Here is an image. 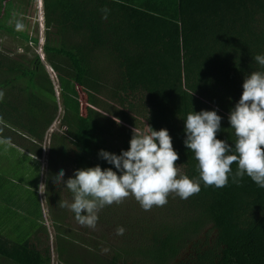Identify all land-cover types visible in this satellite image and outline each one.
<instances>
[{
  "label": "trees",
  "instance_id": "obj_1",
  "mask_svg": "<svg viewBox=\"0 0 264 264\" xmlns=\"http://www.w3.org/2000/svg\"><path fill=\"white\" fill-rule=\"evenodd\" d=\"M10 2L0 0V23L15 15ZM43 13L42 48L55 71L63 127L50 133L49 203L62 205L59 188L71 201L63 183L54 181L56 166L67 162L64 180L96 165L116 171L98 152L127 150L134 128L167 129L179 156L174 164L191 179L199 172L183 143L189 112L216 110L222 117L216 138L234 144L229 112L244 77L264 72L252 60L264 54V0H43ZM4 31L18 30L8 23ZM21 35L38 42L26 31ZM58 108L37 52L30 58L0 52L2 148L18 144L40 167L43 138ZM231 168L234 173L236 164ZM200 188L188 199L170 193L164 206L149 211L129 196L101 209L94 230L74 227L67 222L74 214L63 209L61 225L52 223L59 230L58 263L264 264V188L247 176L239 184L229 178L223 188L203 182ZM13 197L0 176V264H52L48 230L21 218ZM120 226L125 231L118 236Z\"/></svg>",
  "mask_w": 264,
  "mask_h": 264
},
{
  "label": "clouds",
  "instance_id": "obj_2",
  "mask_svg": "<svg viewBox=\"0 0 264 264\" xmlns=\"http://www.w3.org/2000/svg\"><path fill=\"white\" fill-rule=\"evenodd\" d=\"M102 12V18L107 19L109 10L104 8ZM22 27L17 22L16 28ZM252 60L264 68V54L253 56ZM242 89L228 115L236 137L234 144L216 138L222 120L216 110H192L184 119L183 143L197 161L198 179L181 174L179 166L174 164L179 156L167 129L134 128L127 150H121L119 155L103 149L98 152V158L116 171L102 170L96 165L76 169L67 180L63 179V169L58 172L54 181L62 182L63 189L71 195V201L62 206L69 208L78 224L95 229L101 209L120 204L129 196L144 211H149L153 206H164L170 193L180 199L198 194L201 182L205 187L223 188L229 184V178L239 184L247 176L259 188H264V72L254 71L244 77ZM233 163L237 166L234 173ZM124 231L120 226L116 235H123Z\"/></svg>",
  "mask_w": 264,
  "mask_h": 264
},
{
  "label": "rangeland",
  "instance_id": "obj_3",
  "mask_svg": "<svg viewBox=\"0 0 264 264\" xmlns=\"http://www.w3.org/2000/svg\"><path fill=\"white\" fill-rule=\"evenodd\" d=\"M10 5L14 9L15 15L8 19L7 22L2 21L0 23V52L2 54H9L11 57H17V55H25L30 58L34 52H37L45 66L46 71L53 83L56 99L58 100L59 108L55 119L49 125L43 138L42 143V155L39 162H36L33 157L25 155V150L16 146L10 147L6 143L3 144L4 148L0 146V176L4 178V184L10 188V195L13 197V192L17 197L12 203V208L19 214L21 218H25L28 221L38 224V227L43 223L49 232V246L51 253V263L59 264L55 251V236L59 230L54 226L61 225L57 220L60 216L58 213L64 209V212L69 214L70 210L66 205L67 198L61 193L59 188L60 201L62 205L56 206L55 203H49L48 196L52 197L53 185L52 182L47 179L46 173L48 168L47 151L51 137V132L60 131L63 127L60 126L61 116V103L59 100V88L55 76V71L50 67L45 54L43 52V42L45 40L47 29L44 21L43 13V0H11ZM10 6H7L8 9ZM17 22L23 25L22 28L17 29ZM8 23L13 25L15 30H18L19 36L14 33H7L4 30L8 29ZM22 30V31H21ZM31 37H36L38 42H24L25 37L21 35L22 32ZM54 30H51L53 33ZM25 45H28V50H25ZM26 139V138H25ZM56 166L57 170H64L65 175L70 172L67 162H63ZM63 187V186H62ZM51 193V194H50ZM9 195V193L7 192ZM66 216V214H65ZM67 222L71 223L74 227L81 225L77 223L74 217H69ZM53 223V225H52ZM61 227V226H59ZM89 230H94L88 228ZM97 229V228H96ZM102 229V228H101ZM87 229L82 228L81 232ZM84 234V233H82ZM87 235V234H85Z\"/></svg>",
  "mask_w": 264,
  "mask_h": 264
},
{
  "label": "bare ground",
  "instance_id": "obj_4",
  "mask_svg": "<svg viewBox=\"0 0 264 264\" xmlns=\"http://www.w3.org/2000/svg\"><path fill=\"white\" fill-rule=\"evenodd\" d=\"M42 1V0H41Z\"/></svg>",
  "mask_w": 264,
  "mask_h": 264
}]
</instances>
